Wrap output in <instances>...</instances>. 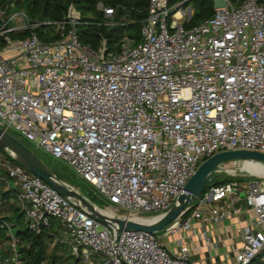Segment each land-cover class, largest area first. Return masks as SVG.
<instances>
[{"label":"built area","instance_id":"obj_1","mask_svg":"<svg viewBox=\"0 0 264 264\" xmlns=\"http://www.w3.org/2000/svg\"><path fill=\"white\" fill-rule=\"evenodd\" d=\"M18 1L0 2V128L66 162L124 217L165 213L219 151L264 153V0H226L192 27L182 2L148 0L140 41L124 32L113 47L105 38L96 47L79 41L73 5L53 23L32 19ZM97 9L116 23L114 8ZM51 24L58 36L41 40L36 27ZM0 165L27 227L68 248L69 257L60 261L56 252L53 264H192L184 234L171 239L170 251L157 232L116 231L24 166ZM212 183L163 235L184 233L193 220L219 222L243 200L253 219L221 264L264 260V178ZM202 238L209 247L204 231ZM9 245L19 264L16 239Z\"/></svg>","mask_w":264,"mask_h":264},{"label":"trees","instance_id":"obj_2","mask_svg":"<svg viewBox=\"0 0 264 264\" xmlns=\"http://www.w3.org/2000/svg\"><path fill=\"white\" fill-rule=\"evenodd\" d=\"M6 0H0L4 2ZM148 0H19L17 5L23 8L27 14L34 20H49L53 23L65 18L69 5L80 14V23L76 25V33L79 41L84 44H90L96 47L102 38L107 40L108 46L113 47L114 43L127 33L136 41H140L141 21L146 15V5ZM182 2L183 6L192 8L191 18L184 23L186 27H192L205 18L210 17L214 13L212 0H169V4ZM102 3L115 9L113 20L115 24H107L103 13L97 9V4ZM126 21H128L126 23ZM56 25H40L35 31L39 38L43 41H49L58 36ZM28 31L19 33H10L12 38H22ZM0 152L9 159L14 161L6 151L0 149ZM21 165V164H20ZM22 166V165H21ZM52 171V170H51ZM58 177V176H57ZM229 179H214L212 184L226 182ZM205 185L204 187H206ZM12 193L16 194L15 189H7L0 191V202L3 207L10 210L9 214L4 215L0 207V260L1 263L13 264L10 260L12 249L9 241L13 237L16 239L17 257L19 264H40L42 261L55 263L56 251L59 245L56 243L48 251L51 235L46 231L36 233L27 227L24 219V213L19 205H9L8 202ZM9 223V227L3 226L2 222ZM54 223V222H52ZM12 236V237H11ZM261 255H258L253 261L257 264H264ZM252 261V262H253ZM5 264V263H4Z\"/></svg>","mask_w":264,"mask_h":264},{"label":"water","instance_id":"obj_3","mask_svg":"<svg viewBox=\"0 0 264 264\" xmlns=\"http://www.w3.org/2000/svg\"><path fill=\"white\" fill-rule=\"evenodd\" d=\"M213 7L226 6V0H212ZM189 17L191 18V7L188 6ZM0 149L7 151L10 156L24 166L32 174L36 175L63 197L71 199L75 204L87 209L91 216L100 223L115 228L116 231L143 230L146 232H158L171 220L177 217L184 207L199 198L203 187L212 183L215 179V172L222 171V163L232 159H249L264 162V153L248 149L222 150L201 162L196 171L189 178L184 186V191L178 196L176 203L165 213L153 217H160L157 221L146 223L131 217H112L79 192L69 188L31 151L25 144L9 132L0 128ZM145 219V218H143Z\"/></svg>","mask_w":264,"mask_h":264},{"label":"rangeland","instance_id":"obj_4","mask_svg":"<svg viewBox=\"0 0 264 264\" xmlns=\"http://www.w3.org/2000/svg\"><path fill=\"white\" fill-rule=\"evenodd\" d=\"M185 1V0H184ZM234 1V0H232ZM184 12L189 14L188 6H183ZM192 12V8H191ZM17 135V134H16ZM18 138L23 144H25L31 151L34 152V154L50 169L52 172L58 176L59 180H61L64 184H66L69 188L79 192L83 197H85L87 200H89L91 203L102 209L103 211L110 210L109 213L112 217H118L123 218L127 214L123 209H118L115 206H113L109 201H107L104 197H102L98 192L97 189L89 182H86L85 180L81 179L74 170L63 160L53 157L52 155H49L48 153H45L41 149H36L33 147V145L26 141L23 138ZM7 152V151H6ZM9 155V153L7 152ZM7 161V158L3 155V153L0 152V162ZM2 166V165H0ZM222 171L215 172L214 175L216 179L218 180H225V179H240L242 182H247L249 180H259L261 178H264V162L257 161V160H249V159H232L229 161H225L222 163ZM0 171L5 175L4 170L0 167ZM6 177V175H5ZM7 181L2 180L0 183H2V187H0V191L5 189L7 185L9 184ZM11 184L13 186V182L11 181ZM10 184V185H11ZM16 190V188H15ZM17 200L15 197V193L11 195L10 200L8 202L9 205H18ZM0 202V207H1ZM3 207V206H2ZM1 211H4V215L7 213L9 214L10 210H7V207L1 208ZM115 214V215H114ZM153 216H157V214H138V217L149 219L153 218ZM159 236H161L162 241L165 243V245L170 249V251H173L175 244L170 241H167V237L163 235V229L157 232ZM52 245L48 246V251L51 252ZM59 255V260L62 261L69 257V251L68 248L64 245H59V248L56 251ZM55 252V253H56ZM193 254V252H192ZM193 256V255H192ZM203 257V254L194 256L193 258H200ZM7 264L6 262H4ZM1 263L0 264H4ZM251 264H257L255 261H253Z\"/></svg>","mask_w":264,"mask_h":264},{"label":"crops","instance_id":"obj_5","mask_svg":"<svg viewBox=\"0 0 264 264\" xmlns=\"http://www.w3.org/2000/svg\"><path fill=\"white\" fill-rule=\"evenodd\" d=\"M5 175L0 171V181ZM9 184L1 191L15 189L16 186ZM2 183H0V187ZM254 211L245 201L236 203L230 214L225 215L219 222L210 221L209 219L193 220L191 226L184 233L178 232L168 237L167 241L184 234L188 237L191 247L189 258L192 264H221L232 260L236 249L241 247L240 231L243 226L251 223ZM210 238V246L206 247L202 238V232ZM175 248V247H174ZM193 252V254H192ZM203 254V257L193 258ZM193 255V256H192Z\"/></svg>","mask_w":264,"mask_h":264},{"label":"bare ground","instance_id":"obj_6","mask_svg":"<svg viewBox=\"0 0 264 264\" xmlns=\"http://www.w3.org/2000/svg\"><path fill=\"white\" fill-rule=\"evenodd\" d=\"M110 212H111L110 210H106V211H104V213H106V214H108V215H110V214H109ZM114 215H115V214H114ZM110 216H111V215H110ZM131 218L136 219V220H141V221H144V222H146V223H152V222L157 221L160 217L158 216V217H153V218H149V219H143V218L138 217V216H131Z\"/></svg>","mask_w":264,"mask_h":264}]
</instances>
